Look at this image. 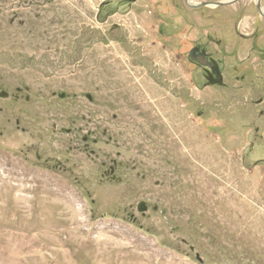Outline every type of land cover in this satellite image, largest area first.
Instances as JSON below:
<instances>
[{
	"label": "rangeland",
	"instance_id": "rangeland-1",
	"mask_svg": "<svg viewBox=\"0 0 264 264\" xmlns=\"http://www.w3.org/2000/svg\"><path fill=\"white\" fill-rule=\"evenodd\" d=\"M178 4L0 0V264H264V20Z\"/></svg>",
	"mask_w": 264,
	"mask_h": 264
},
{
	"label": "flooded vegetation",
	"instance_id": "flooded-vegetation-1",
	"mask_svg": "<svg viewBox=\"0 0 264 264\" xmlns=\"http://www.w3.org/2000/svg\"><path fill=\"white\" fill-rule=\"evenodd\" d=\"M135 1H138V0H135ZM177 3H179L178 5L181 7V10H183V11H200V10L208 9V8L217 9V8L225 7V6L213 7L212 4L224 3L221 1L217 2L214 0H177ZM237 3H235V4H237ZM235 4H233V5H235ZM253 5L255 6V10L258 13L259 19L264 20V0H255V4H253ZM230 6H232V5H230ZM195 54H196L194 56L195 58H200V59H204V60L211 62V64H212L211 68H209V70H207L208 79H210L212 82L218 81L219 78L213 74V69L216 68V62H215V59L211 56V54H209L206 51V49H204V48H201L200 51L196 52ZM221 74H222V72H221Z\"/></svg>",
	"mask_w": 264,
	"mask_h": 264
},
{
	"label": "water",
	"instance_id": "water-1",
	"mask_svg": "<svg viewBox=\"0 0 264 264\" xmlns=\"http://www.w3.org/2000/svg\"><path fill=\"white\" fill-rule=\"evenodd\" d=\"M239 0H230V1H226L222 4H212L213 7H216V6H230V5H233L235 3H237ZM213 74L215 76H217L219 78V80L217 82L219 83H222L223 82V75L221 74V71H220V68L219 66L216 64V68L213 69Z\"/></svg>",
	"mask_w": 264,
	"mask_h": 264
}]
</instances>
